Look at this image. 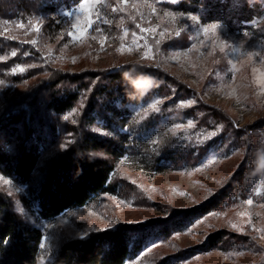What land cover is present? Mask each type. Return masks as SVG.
Returning a JSON list of instances; mask_svg holds the SVG:
<instances>
[{"label": "rangeland", "instance_id": "374dc122", "mask_svg": "<svg viewBox=\"0 0 264 264\" xmlns=\"http://www.w3.org/2000/svg\"><path fill=\"white\" fill-rule=\"evenodd\" d=\"M259 1L264 8V0ZM158 2L172 0H80L54 14L23 10L0 16V110L13 102L15 108L36 94L37 105L25 125L37 130L51 122L60 127L42 153L40 168L76 139L74 128L87 101L81 96L61 115L47 110L42 85L52 74L86 75L129 63L159 64L189 90L184 98L156 94L129 104L112 129L104 128L102 121L87 127L102 137L121 139L123 154L111 159L112 180L119 182L116 193L102 194L86 206L46 220L25 205L26 186L0 173V190L16 212L43 231L40 264L49 261L67 238L86 237L110 224L114 229L166 217L174 209L204 202L227 184L243 159L245 148L231 145L236 128L264 117V12L250 23L254 28L233 29ZM85 4L90 13L82 9ZM89 18L94 21L91 27ZM214 24L219 27L204 32ZM199 100L226 113L232 126L217 113L206 122L200 120L208 110L197 106ZM25 125L15 141L11 139L15 148L25 138ZM167 150L175 153L176 162L163 160ZM255 180L249 192L242 195L238 190L185 229L150 240L125 264H158L177 252L181 253L170 264H264V181L259 176ZM220 229L228 233L225 240L204 249L202 244ZM243 236L246 241L240 240Z\"/></svg>", "mask_w": 264, "mask_h": 264}, {"label": "trees", "instance_id": "16d2710c", "mask_svg": "<svg viewBox=\"0 0 264 264\" xmlns=\"http://www.w3.org/2000/svg\"><path fill=\"white\" fill-rule=\"evenodd\" d=\"M79 1L0 0V16L10 17L23 10L54 14L61 6ZM158 5L196 15L205 23L219 22L233 29L254 28L250 23L264 12L259 0H177L176 3L158 2ZM131 64L134 63L116 69L89 71L86 75L58 72L43 83V90H47L44 92L46 108L56 115L72 110L81 96L87 99L81 121L74 128L76 139L44 168H40L42 153L56 137V129L59 131L60 127L51 122L39 126L37 130L29 124L25 125L26 120L30 123L31 108L37 105L36 94L26 102H18L20 105L15 108L13 102L10 108L0 110V173L26 186L27 193L22 199L41 218L51 220L62 213L86 206L102 194L117 192L119 182L112 180L114 162L111 159L123 154L121 139L102 137L87 127L102 121L104 128L112 129L117 116L127 112L129 104H138L156 94L175 99L187 96L189 90L159 64L138 63L141 71L156 77L160 84L142 97L130 98V90L121 73ZM204 104L200 100L197 103L198 107L208 110L200 120L206 122L210 119L209 115L217 113L227 127L232 126L226 113ZM21 125L27 128L25 138L15 148L11 139L14 137L15 141ZM261 130H264V117L236 128V139L232 140L231 145L245 148L243 159L227 184L204 202L191 208L174 209L166 217L124 223L114 229L92 232L86 237L67 238L45 264H125L139 256L150 240L168 238L175 231L185 229L194 219L216 209L238 190L242 195L249 192V186L256 181V176L252 175V153L257 147ZM3 135L7 136L6 142L2 140ZM176 157L172 150H167L163 160L176 162ZM43 235L41 228L22 220L10 197L0 190V264H40ZM227 235L222 229L213 232L202 247H217ZM232 236L237 237V234L232 233ZM240 240L247 239L243 236ZM180 253L169 255L158 264H170Z\"/></svg>", "mask_w": 264, "mask_h": 264}, {"label": "clouds", "instance_id": "9594fccd", "mask_svg": "<svg viewBox=\"0 0 264 264\" xmlns=\"http://www.w3.org/2000/svg\"><path fill=\"white\" fill-rule=\"evenodd\" d=\"M121 75L126 87L130 90L129 96L133 99L146 95L160 84L156 77L141 71L138 63L129 65ZM252 164V175L259 176L264 181V130L258 133L257 147L252 153Z\"/></svg>", "mask_w": 264, "mask_h": 264}, {"label": "snow or ice", "instance_id": "6c2138e0", "mask_svg": "<svg viewBox=\"0 0 264 264\" xmlns=\"http://www.w3.org/2000/svg\"><path fill=\"white\" fill-rule=\"evenodd\" d=\"M172 2H173V3H176L177 0H172ZM81 7H82L83 10L88 11L89 13L91 12V7H90L89 5L85 4V5H82ZM113 10L115 11V9H113ZM174 19H175V17H173V20H174ZM193 19H194V18H193ZM77 20H79V17H77ZM104 22H105V23H108V21H104ZM93 23H94V21H92L90 18L87 20V24H88L89 27H91V25H92ZM74 26H75V25H74ZM218 27H219L218 25H215V24H214V25L211 26V28H205V29H204V32L207 33V32H209L210 30H213V31H214V30H215L216 28H218ZM125 34H126V33H125ZM176 34L179 35L180 33L177 32ZM32 43H35V41H32ZM221 51H223V48H221ZM12 55H16V53L13 52ZM31 67H35V65H32ZM0 83H2V81H0ZM153 107H155V105H153ZM64 119H65V120H68V116H65ZM94 131H95V130H94ZM213 135H215V133H213ZM61 147L63 148V147H65V145H61ZM4 183L7 184L8 181H7V180H4ZM248 203L251 204L252 201L249 200ZM111 227H112V225L110 224V225H109V228H111Z\"/></svg>", "mask_w": 264, "mask_h": 264}]
</instances>
